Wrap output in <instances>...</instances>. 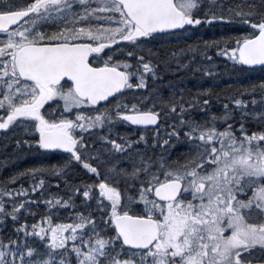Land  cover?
Instances as JSON below:
<instances>
[{
	"label": "snow or ice",
	"instance_id": "1",
	"mask_svg": "<svg viewBox=\"0 0 264 264\" xmlns=\"http://www.w3.org/2000/svg\"><path fill=\"white\" fill-rule=\"evenodd\" d=\"M222 22L243 34L202 40L205 58L214 45L264 72V0H0L5 162L25 145L41 157L0 179V264H264V110L249 108L257 90L264 105V79L222 112L211 88L149 89L161 65L201 51L175 42ZM120 125L136 139L114 137ZM61 210L74 219H54Z\"/></svg>",
	"mask_w": 264,
	"mask_h": 264
},
{
	"label": "trees",
	"instance_id": "2",
	"mask_svg": "<svg viewBox=\"0 0 264 264\" xmlns=\"http://www.w3.org/2000/svg\"><path fill=\"white\" fill-rule=\"evenodd\" d=\"M14 3H23L24 0H13ZM227 22H222L218 25L210 26L205 25L203 28L197 27V35L193 37L191 40L185 41H178L175 42L172 47L175 48H183L185 47V43L192 44L194 46H198L201 50L198 53L187 52L184 54V57H181L182 60L186 63V58L188 56L195 55L196 59L193 64L186 67H180L179 70L176 69L175 61H172V67L167 68L161 65V79H150L149 80V89L153 92H157L159 95H163L164 97H169L173 94L176 89H183L184 96L187 99L189 96L196 95L198 88H211L213 90V97L211 99L210 107L212 111L222 112L224 103H229V98L244 93V99L251 101L250 94L245 92L244 89L247 87L249 81L254 83H259L261 79H264V72L259 70H241V66L236 65L234 66L230 60H227L224 56H221L220 53L216 50L214 45H210L208 48V56L211 57V60H208L203 55L204 45L201 42L202 40L212 41L217 40L221 41L220 47H224L223 41H227L229 44H233V41L236 37L243 34L245 29V25L240 24L239 22L233 23L231 25L225 26ZM234 46V44H233ZM197 65H201L202 67H197ZM204 65H212L213 67L209 69L203 68ZM246 69V68H245ZM208 71L212 72V75H208ZM143 91V90H133V92ZM259 93V91L257 90ZM179 91H176V95H179ZM258 95V97H257ZM219 97V98H217ZM260 100L259 94H256V99ZM234 107V105H230ZM249 108H254V104L251 102L249 103ZM253 119V118H252ZM256 121L253 119V123ZM170 123V121H169ZM255 130V129H253ZM121 137L128 136L131 139H136L138 133L137 132H129L127 134H121L118 131ZM117 132L114 131L112 135L115 137ZM160 134L163 136L164 128L163 126L160 128ZM19 135H24L20 133ZM146 136L150 138H155V133L152 131H148L145 133ZM26 138V136H25ZM2 142V141H1ZM0 142V143H1ZM91 143V141H90ZM7 144L8 147H1L2 157L0 158V164H3L0 167V179H3L9 172L13 170L15 167H24L29 165V162L26 160V149H25V156L20 160L15 159H8L5 162V158L7 157H14V151L9 152L13 149V144L9 143L8 141L2 142L1 145ZM6 150V153H4ZM182 147L178 146L177 149L174 151H182ZM159 151V149H157ZM38 159V158H36ZM33 161V163H36ZM39 160V159H38ZM52 162H55L53 160ZM79 170L75 171L76 177L85 178V173L87 170L83 169L81 166H78ZM91 173H87V176H91ZM31 181H25V183H30ZM56 185L53 184L52 188L55 189ZM63 194V190L61 192ZM71 194V193H69ZM36 195V194H33ZM46 205L43 204L42 200L39 206L33 207V211L37 213L35 216L36 220H39L40 214L44 213L46 210ZM95 208V205L92 206ZM70 213L64 212L61 210L57 212L54 216V219L58 220L57 218H62L64 216H68ZM29 222H32L33 217H28ZM64 220V219H63Z\"/></svg>",
	"mask_w": 264,
	"mask_h": 264
},
{
	"label": "flooded vegetation",
	"instance_id": "3",
	"mask_svg": "<svg viewBox=\"0 0 264 264\" xmlns=\"http://www.w3.org/2000/svg\"><path fill=\"white\" fill-rule=\"evenodd\" d=\"M115 132H118V131H120V133L121 134H127V133H129L130 131L132 132H137L136 131V129H134V128H131V127H128V126H124V125H120V126H117V128L114 130ZM114 131H113V133H114ZM28 135H32L31 133H29ZM26 138H27V136H26ZM3 142V139H0V142ZM2 142L0 143V145L2 144ZM1 147L2 146H0V158L2 157V152H1ZM13 147V149L12 150H10L9 152H13V150H14V148H15V145H13L12 146ZM25 147V149H26V154H27V156H26V160L29 162V164H33V161H35L34 159H36V158H38V159H40L41 157H40V154H38V153H36V152H34V151H28L27 150V145H25L24 146ZM33 147H35V146H33ZM5 152L4 153H6V150H4ZM38 159H36V161H38Z\"/></svg>",
	"mask_w": 264,
	"mask_h": 264
},
{
	"label": "rangeland",
	"instance_id": "4",
	"mask_svg": "<svg viewBox=\"0 0 264 264\" xmlns=\"http://www.w3.org/2000/svg\"><path fill=\"white\" fill-rule=\"evenodd\" d=\"M227 60H228V58L227 57H225ZM232 62V61H231ZM257 94H259L258 92H257ZM257 97H258V95H257ZM254 108L256 109V110H264V105H262L261 104V101H259V99L257 98L256 99V103L254 104ZM254 120H255V118H253ZM125 134V133H124ZM127 136V135H126ZM81 167H82V165H80ZM31 183V182H30ZM59 221H61V222H65V223H67V222H71L73 219H74V217H72L70 214L68 215V216H64V217H62V218H57ZM64 219V220H63Z\"/></svg>",
	"mask_w": 264,
	"mask_h": 264
},
{
	"label": "water",
	"instance_id": "5",
	"mask_svg": "<svg viewBox=\"0 0 264 264\" xmlns=\"http://www.w3.org/2000/svg\"><path fill=\"white\" fill-rule=\"evenodd\" d=\"M244 68H248L249 66H243ZM253 67V70H259L260 68H259V66H252ZM152 127H154V126H149V128H152ZM131 128H134V129H136V126H131Z\"/></svg>",
	"mask_w": 264,
	"mask_h": 264
}]
</instances>
